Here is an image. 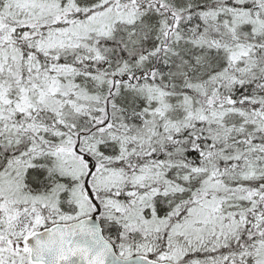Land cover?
I'll use <instances>...</instances> for the list:
<instances>
[{
  "label": "snow or ice",
  "instance_id": "snow-or-ice-1",
  "mask_svg": "<svg viewBox=\"0 0 264 264\" xmlns=\"http://www.w3.org/2000/svg\"><path fill=\"white\" fill-rule=\"evenodd\" d=\"M0 264H264V0H0Z\"/></svg>",
  "mask_w": 264,
  "mask_h": 264
}]
</instances>
